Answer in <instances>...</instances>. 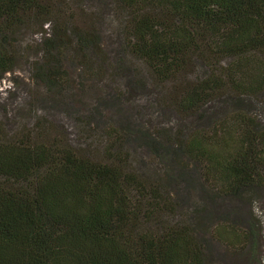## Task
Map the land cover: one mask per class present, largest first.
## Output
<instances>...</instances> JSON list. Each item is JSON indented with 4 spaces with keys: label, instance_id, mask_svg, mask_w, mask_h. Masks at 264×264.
<instances>
[{
    "label": "trees",
    "instance_id": "1",
    "mask_svg": "<svg viewBox=\"0 0 264 264\" xmlns=\"http://www.w3.org/2000/svg\"><path fill=\"white\" fill-rule=\"evenodd\" d=\"M54 1L0 0V81L22 58V31L32 22L42 30L53 24V37L44 40L35 61L36 77L62 101L68 89L61 57L71 45L85 51L96 40L90 32L66 38V25L52 17ZM118 1L131 8L129 50L161 82L206 71L183 90L181 111L194 114L225 95L262 100L264 0ZM213 125L215 131L201 129L179 145L201 163L208 200L262 185L264 126L257 117L236 108ZM114 156L93 159L43 126L8 139L0 121V264H208L199 215L186 214L182 223L166 220L164 213L177 207L170 193L158 183L150 189L122 154ZM211 236L237 250L253 245L255 233L224 220Z\"/></svg>",
    "mask_w": 264,
    "mask_h": 264
},
{
    "label": "rangeland",
    "instance_id": "2",
    "mask_svg": "<svg viewBox=\"0 0 264 264\" xmlns=\"http://www.w3.org/2000/svg\"><path fill=\"white\" fill-rule=\"evenodd\" d=\"M54 2L52 17L64 22L66 38L90 32L96 41L85 51L71 45L61 57L60 72L67 79L68 93L60 101L36 77L35 61L46 48L44 40L53 37V24L42 30L32 22L31 29L22 31V58L0 81V121L6 137L43 126L50 136L61 133L93 159L122 154L127 168L145 177L150 189L158 183L170 193L177 207L173 213H164L166 220L182 223L186 214L199 215L202 225L198 230L206 236L208 264H264V183L244 189L238 197L214 193L215 198L208 200L201 163L179 150L180 143L193 133L215 131L213 123L236 108L255 115L264 126V96L262 101L225 95L205 103L194 114L183 112L178 108L179 97L206 71L196 69L161 82L127 46L131 8L118 0ZM130 130L137 133L130 135ZM177 174L186 177L183 182L174 179ZM224 220L251 226L253 245L232 250L213 239L211 231Z\"/></svg>",
    "mask_w": 264,
    "mask_h": 264
}]
</instances>
